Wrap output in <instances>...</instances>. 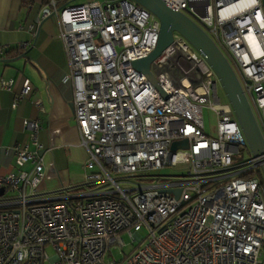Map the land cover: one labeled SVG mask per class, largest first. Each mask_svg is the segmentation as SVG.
Returning a JSON list of instances; mask_svg holds the SVG:
<instances>
[{"label": "built area", "instance_id": "1", "mask_svg": "<svg viewBox=\"0 0 264 264\" xmlns=\"http://www.w3.org/2000/svg\"><path fill=\"white\" fill-rule=\"evenodd\" d=\"M164 1L228 55L264 138V0ZM56 4L48 0L41 18L53 14L59 22L73 117L87 154L84 179L98 186L60 198L37 193L40 124L25 118L28 141L2 149L15 166H30L0 174V264H257L264 152L231 159L249 148L231 106L219 101L210 65L173 32L149 65L157 88L131 64L155 46L153 13L133 0ZM11 85L0 77V87ZM30 88L25 79L11 106ZM203 107L214 116L208 130ZM180 139L186 145L172 149ZM165 166L183 172L151 173ZM143 176L170 179L125 184ZM123 232L140 245L115 260L111 249L123 245Z\"/></svg>", "mask_w": 264, "mask_h": 264}, {"label": "crops", "instance_id": "2", "mask_svg": "<svg viewBox=\"0 0 264 264\" xmlns=\"http://www.w3.org/2000/svg\"><path fill=\"white\" fill-rule=\"evenodd\" d=\"M55 1L59 8L73 0ZM47 2L0 0V47L16 51L0 56L16 57L0 61V77L12 79L10 89L0 87V174L29 168L27 162L20 168L15 166L12 155L2 149L27 142L28 131L23 120L37 118L40 126L35 136L40 143L37 151L43 154V175L36 190L44 196L60 198L98 185L84 179L88 172L87 154L79 144L73 117L72 88L65 77L68 66L59 22L53 14L41 18ZM25 79L31 85L30 90L11 106L14 92L22 87ZM28 148L34 149V146L28 144Z\"/></svg>", "mask_w": 264, "mask_h": 264}, {"label": "water", "instance_id": "3", "mask_svg": "<svg viewBox=\"0 0 264 264\" xmlns=\"http://www.w3.org/2000/svg\"><path fill=\"white\" fill-rule=\"evenodd\" d=\"M133 1L157 17L159 29L153 49L145 56L132 60V66L141 71L158 88L157 82L149 68L150 62L171 43L173 32L180 34L206 60L214 71L226 100L240 125L250 153L256 155L264 152V138L249 100L242 89L240 80L228 58L207 32L185 12L171 7L164 0ZM14 58L16 57L0 58V61H11ZM177 145L185 146L186 140L172 141V149ZM2 191L3 187L0 186V194ZM171 191L175 195L177 194L175 190Z\"/></svg>", "mask_w": 264, "mask_h": 264}, {"label": "rangeland", "instance_id": "4", "mask_svg": "<svg viewBox=\"0 0 264 264\" xmlns=\"http://www.w3.org/2000/svg\"><path fill=\"white\" fill-rule=\"evenodd\" d=\"M84 1H86V0H73L72 4H79V3H82ZM227 57H228V55H227ZM228 60L230 61V63L232 65L234 71L236 72L239 80H241V77L238 74L237 69L235 68L234 64L232 63L230 58ZM216 88H217V95H218L219 101L221 103L227 102L226 97L224 95V92H223L221 86L219 85V83H217ZM249 104H250L251 108L253 109V112L255 113L250 97H249ZM202 117H203V122H204V128H205V130H208L209 125L214 123L213 113L210 110H208L206 107H203L202 108ZM249 153H250L249 150L247 151L245 148H241L240 152H237V153H234L231 155V159L233 161H242L243 159H245L248 156ZM178 171L183 172L182 170H175V169L172 170V167L165 166V167H162L160 169L151 170V173L168 175V174L176 173ZM169 179H170V177H168V176H164V177L160 176L157 179L155 176L129 177V178L125 179L126 180L125 184L126 185H129V184L133 185V184H138V183L146 184V183H153L156 180L168 181ZM121 184H123V183H121ZM66 189H67V186H66L65 190ZM121 238L123 240V245L120 248L116 247V248L111 249V255L115 260H119L122 257L128 256L130 251H132L136 246L140 245V243L138 244V242L136 240H132L131 236L127 235L125 232H123L121 234ZM257 264H264V241L262 242V244L260 246V255H259Z\"/></svg>", "mask_w": 264, "mask_h": 264}, {"label": "trees", "instance_id": "5", "mask_svg": "<svg viewBox=\"0 0 264 264\" xmlns=\"http://www.w3.org/2000/svg\"><path fill=\"white\" fill-rule=\"evenodd\" d=\"M11 51L14 52V53L16 52V51H15V48H13V49H5V50L2 51V53H0V56H3V55H5V54H8V53H10Z\"/></svg>", "mask_w": 264, "mask_h": 264}]
</instances>
